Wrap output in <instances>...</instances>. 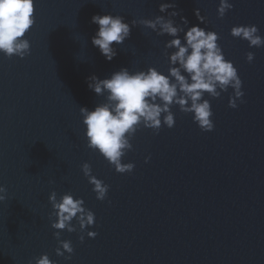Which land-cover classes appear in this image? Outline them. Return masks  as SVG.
<instances>
[{
  "label": "water",
  "instance_id": "95a60500",
  "mask_svg": "<svg viewBox=\"0 0 264 264\" xmlns=\"http://www.w3.org/2000/svg\"><path fill=\"white\" fill-rule=\"evenodd\" d=\"M161 3L175 4L168 11L189 26L198 23L199 10V26L217 33L225 59L237 69L243 102L228 107L231 88L216 99L205 94L211 132L173 104V128L162 125L154 133L141 127L122 158L134 169L118 174L86 146L79 108L109 103L107 93L95 95L86 80L121 68L153 67L167 75V56L175 49L164 48L170 37L134 27L108 62L91 45L97 30L91 17L154 19L162 15ZM228 3L232 9L218 19L219 0H34L35 23L24 37L29 54H0V186L6 189L0 264H29L43 254L53 264H264V46L249 48L229 34L234 26L255 25L264 37V0ZM84 163L109 186L104 201L95 199ZM53 191L58 200L66 193L82 199L95 216L83 243L78 225L77 232H61L73 248L69 260L55 255ZM87 231L97 235L89 239Z\"/></svg>",
  "mask_w": 264,
  "mask_h": 264
},
{
  "label": "clouds",
  "instance_id": "9594fccd",
  "mask_svg": "<svg viewBox=\"0 0 264 264\" xmlns=\"http://www.w3.org/2000/svg\"><path fill=\"white\" fill-rule=\"evenodd\" d=\"M169 9H175V4L161 3L158 11L162 15L154 19H133L130 22H126L120 15L91 17L90 22L97 26L91 45L108 62L117 55V46L123 45L130 38L134 27L149 29L157 36L170 37L164 48L175 49L167 56L170 65L167 75L153 67L135 72L121 68L107 78L99 79L92 75L86 80L89 90L95 95L106 92L109 102L96 106L93 110L79 108V113L83 116L86 146L98 153L118 174L131 173L134 169L133 163H122V158L132 150L130 137L141 127L151 129L154 133H158L162 125L168 129L173 128L174 114L170 111L173 104L178 106L181 113L191 114L193 123L202 132H211L214 129L211 119L213 113L209 100L204 99L205 94L216 99L231 88L233 91L228 99V107L235 109L237 101L243 102L242 81L237 69L231 61L225 59L217 43V33L199 26L204 23L199 10H194L198 23L189 26L188 20L183 16L176 23L175 17L180 14L175 10L168 11ZM231 9L232 5L228 0H219L217 18L222 19L226 11ZM34 23V0H0V54L5 58L15 55L20 59L28 55L30 44L24 37ZM229 34L246 41L249 48L264 46V37L258 34L255 25L234 26ZM253 59L252 52L245 54L246 63H251ZM148 159L149 157L145 158V163ZM81 169L92 186L95 199L104 201L109 186L91 175L88 163L82 164ZM5 199L6 189L0 186V203ZM48 202L52 209L49 215L50 227L54 230L53 237L57 241L55 255L69 260L73 248L70 241L61 240V232H77L78 225V238L83 243L86 227L94 225V213L83 206L82 199H74L67 193L58 200L53 191L48 196ZM74 218L75 224L72 223ZM86 235L92 239L97 233L87 231ZM29 264L53 262L47 254H43Z\"/></svg>",
  "mask_w": 264,
  "mask_h": 264
}]
</instances>
